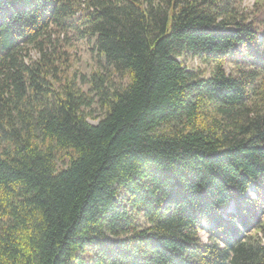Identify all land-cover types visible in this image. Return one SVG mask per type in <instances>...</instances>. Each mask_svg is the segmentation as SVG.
Listing matches in <instances>:
<instances>
[{"label":"trees","instance_id":"1","mask_svg":"<svg viewBox=\"0 0 264 264\" xmlns=\"http://www.w3.org/2000/svg\"><path fill=\"white\" fill-rule=\"evenodd\" d=\"M0 264H264V0H0Z\"/></svg>","mask_w":264,"mask_h":264},{"label":"rangeland","instance_id":"2","mask_svg":"<svg viewBox=\"0 0 264 264\" xmlns=\"http://www.w3.org/2000/svg\"><path fill=\"white\" fill-rule=\"evenodd\" d=\"M254 0H244L246 5H252ZM94 40L89 39H76L73 38L70 42V49L73 53L72 55V66L70 70V75L77 76V80L79 85L88 92L90 90V84L83 82V76H90L92 72L96 70L105 71L104 63L105 61L100 59L98 55H96L95 51L93 50ZM189 67L197 68H206L209 71L208 65L203 64L199 60H190L188 58ZM114 81L117 83L119 82L120 78L118 74L112 75ZM86 111L90 112L89 120L92 123H97L103 116L104 110L100 107V105L95 102L92 107L87 108ZM60 165H63L60 162ZM232 210L236 209L234 203L230 205ZM140 221L145 223L146 219L142 213L139 214ZM208 224H203L200 229V234L202 238L206 241L208 239L209 231H208Z\"/></svg>","mask_w":264,"mask_h":264}]
</instances>
